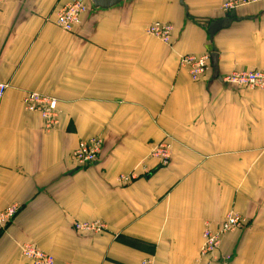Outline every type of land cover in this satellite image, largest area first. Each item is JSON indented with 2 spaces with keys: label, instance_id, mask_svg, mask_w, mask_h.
Instances as JSON below:
<instances>
[{
  "label": "crops",
  "instance_id": "crops-1",
  "mask_svg": "<svg viewBox=\"0 0 264 264\" xmlns=\"http://www.w3.org/2000/svg\"><path fill=\"white\" fill-rule=\"evenodd\" d=\"M229 0H125L91 6L72 33L56 25L67 0H7L0 12V264H31L35 245L55 264H264V90L221 79L264 70V1L224 12ZM242 18L210 39L212 22ZM174 27L164 44L147 30ZM218 56L219 78L193 81L183 56ZM211 64V61H210ZM26 92L58 101L46 131ZM169 138L172 158L150 157ZM103 141L98 161L77 168L79 143ZM136 175L130 184L120 176ZM246 220L201 256L204 231L226 216ZM107 231L80 234L75 222Z\"/></svg>",
  "mask_w": 264,
  "mask_h": 264
},
{
  "label": "built area",
  "instance_id": "built-area-1",
  "mask_svg": "<svg viewBox=\"0 0 264 264\" xmlns=\"http://www.w3.org/2000/svg\"><path fill=\"white\" fill-rule=\"evenodd\" d=\"M264 0H229L223 4L224 12H232L239 8L253 5ZM7 0H0V12ZM91 6L84 0H67L66 4L59 10L56 25L67 33H72L81 24L83 17L90 11ZM147 32L161 40L164 44L172 42L174 27L170 23L156 22L149 26ZM211 57L209 54L202 56H183L180 66L188 69L193 81L204 77L211 69ZM225 85L238 88L264 90V70H242L227 75L221 79ZM8 89V84L0 82V98ZM23 105L28 112L38 113L43 119L46 131H52L59 122L58 101L55 98L35 92H26ZM103 141L100 138H92L81 141L73 152L72 158L77 168L85 169L96 164L99 159ZM150 157L159 161V166H169L172 158V143L167 137L165 140L153 147ZM136 175L130 174L120 176L119 181L130 184L136 179ZM20 211L19 206L12 205L0 212V227L8 226ZM245 218L230 213L226 216L219 232H213L210 228L204 231V244L201 256L214 255L219 249L221 238L227 233L234 232L244 227ZM74 230L80 234L98 235L107 231V225L102 221L75 222ZM21 254L31 264H55V259L35 245L27 243L21 246ZM141 264H156L154 258H145Z\"/></svg>",
  "mask_w": 264,
  "mask_h": 264
},
{
  "label": "water",
  "instance_id": "water-1",
  "mask_svg": "<svg viewBox=\"0 0 264 264\" xmlns=\"http://www.w3.org/2000/svg\"><path fill=\"white\" fill-rule=\"evenodd\" d=\"M94 8L96 9H110L125 0H91ZM185 0H181V4H184ZM242 18H225L222 20L214 21L209 26V36L212 40L213 37L216 35L217 32L220 30L228 28L233 22L240 21ZM211 65L214 70V78H219L218 74V56L217 54L213 53L211 55Z\"/></svg>",
  "mask_w": 264,
  "mask_h": 264
}]
</instances>
